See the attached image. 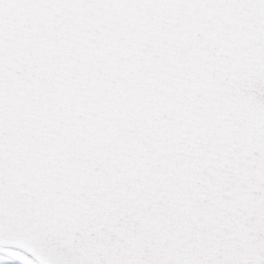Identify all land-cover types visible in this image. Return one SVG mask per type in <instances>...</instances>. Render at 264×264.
Segmentation results:
<instances>
[{"label":"snow or ice","instance_id":"1","mask_svg":"<svg viewBox=\"0 0 264 264\" xmlns=\"http://www.w3.org/2000/svg\"><path fill=\"white\" fill-rule=\"evenodd\" d=\"M0 264H264V0H0Z\"/></svg>","mask_w":264,"mask_h":264}]
</instances>
